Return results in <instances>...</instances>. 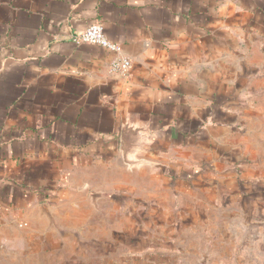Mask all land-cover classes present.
I'll list each match as a JSON object with an SVG mask.
<instances>
[{"label": "crops", "instance_id": "obj_1", "mask_svg": "<svg viewBox=\"0 0 264 264\" xmlns=\"http://www.w3.org/2000/svg\"><path fill=\"white\" fill-rule=\"evenodd\" d=\"M94 23L127 77L74 43ZM259 74L264 0H0V264H193L163 260L147 222L191 212L142 189L186 198L194 159L256 189L243 126Z\"/></svg>", "mask_w": 264, "mask_h": 264}, {"label": "rangeland", "instance_id": "obj_2", "mask_svg": "<svg viewBox=\"0 0 264 264\" xmlns=\"http://www.w3.org/2000/svg\"><path fill=\"white\" fill-rule=\"evenodd\" d=\"M246 95L252 103L243 126L247 134L244 151L252 164V172L249 171L246 177L253 181L256 189L248 194L230 191L219 183L223 182V178L219 179L220 173L205 171L209 165L194 157V172L188 178L186 198H180L171 186L169 189H142L163 194L170 190L157 206L171 212L180 205L188 215L191 212L188 219H179L169 213L168 219L147 220L156 228V235L149 236L163 247V260L176 258L193 264H264V75L254 77ZM146 175L131 172L128 181L132 183ZM132 195L137 196L135 192ZM130 197V207H136L137 202ZM128 222L137 227L143 221L133 219ZM134 231L130 233L134 236L131 243L143 239L136 229ZM149 233L153 234V230ZM187 247L190 248L188 252L184 250Z\"/></svg>", "mask_w": 264, "mask_h": 264}, {"label": "built area", "instance_id": "obj_3", "mask_svg": "<svg viewBox=\"0 0 264 264\" xmlns=\"http://www.w3.org/2000/svg\"><path fill=\"white\" fill-rule=\"evenodd\" d=\"M76 44L96 45L104 48L106 51L114 54V57L108 64V72L111 75H117L125 78L129 75L131 61L121 55L119 45L108 41L104 35L103 28L99 23H94L86 27L82 32L73 37Z\"/></svg>", "mask_w": 264, "mask_h": 264}]
</instances>
